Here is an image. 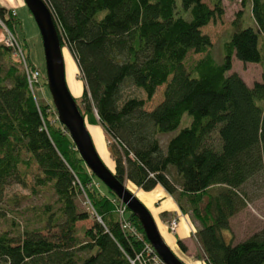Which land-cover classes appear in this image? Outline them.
I'll use <instances>...</instances> for the list:
<instances>
[{
  "label": "trees",
  "instance_id": "1",
  "mask_svg": "<svg viewBox=\"0 0 264 264\" xmlns=\"http://www.w3.org/2000/svg\"><path fill=\"white\" fill-rule=\"evenodd\" d=\"M210 1L213 8L205 0H45L62 47L83 74L76 100L79 105L82 98L88 126H103L112 138L116 170L108 167L123 183L146 192L160 185L183 213H191L207 264H264V229L236 244L224 235L245 208V182L264 171V72L262 82L251 87L229 73L234 57L264 67V0H241L251 3L256 28H243L239 13L222 63L203 34L225 14L222 0ZM0 20L13 33L19 26L17 15L1 6ZM191 52L203 57L186 67ZM28 64L36 68L29 55ZM56 113L29 85L12 47L0 42V201L11 181L24 180L21 166L35 162L41 172L37 183L53 184L62 204L58 217L46 209L44 227L18 238L1 233L0 264H162L130 211L139 229L137 234L123 229L122 202L96 186L98 178ZM187 113L192 124L162 142ZM82 192L94 213L79 211ZM2 212L0 207V218ZM92 214L94 225L81 242L77 223ZM178 242L186 252L185 242Z\"/></svg>",
  "mask_w": 264,
  "mask_h": 264
},
{
  "label": "rangeland",
  "instance_id": "2",
  "mask_svg": "<svg viewBox=\"0 0 264 264\" xmlns=\"http://www.w3.org/2000/svg\"><path fill=\"white\" fill-rule=\"evenodd\" d=\"M223 1V12L225 14L216 18L212 21L210 25L205 27L203 30L204 35H208L211 39L213 48L211 49V54L214 56L217 63H222L225 58L224 44L230 40V37L233 33L234 22L237 21L239 13L242 14L243 28H256V23L254 22L251 3L243 4L241 0H222ZM211 8L213 4L210 0H205ZM20 3V0H19ZM180 3V0H178ZM6 6V5H5ZM7 7L9 9L14 8L17 12V21H19V26L15 33L18 35L19 42L22 43V46L29 55L31 63H34L35 66L40 70L41 84H36V93L37 96L42 101H48L51 106H54L53 96L50 93L49 86L47 85V79H45L46 72V63H45V52L42 42L41 33L38 29L37 23L34 20L32 13L27 9L25 3L18 4L15 0L13 3ZM240 20V21H241ZM5 33L0 27V41H4ZM185 61L186 67H190L196 62V60L203 57L201 54H196L191 52ZM64 60L66 62V71H67V82L70 86L72 94L75 97L82 96L84 89V82L82 72H79V66L77 61L72 54V52L65 47L64 48ZM233 69L229 73H237L241 76L248 86H253L256 82H262L264 67L262 64L257 63H243L241 60H238L236 57L233 58ZM131 88H126V94H129ZM140 94V91H137ZM141 95L145 96L141 92ZM140 95V96H141ZM160 98H157L154 103L148 105L149 109H152L154 105L158 102ZM79 105L83 112H85V105L82 102V98L78 99ZM261 105L264 103L260 102ZM57 116V113H56ZM55 115L54 117L57 118ZM192 116L187 113L184 115L181 120V125L175 132H170L162 135V142L166 141L171 137L176 136L181 129L187 128L192 124ZM88 126V118H87ZM89 127V126H88ZM89 131L93 136L95 147L97 148L100 157L103 158L107 166L115 169V160L112 158L111 147H110V136H107L103 126L90 125ZM110 156V158H109ZM111 159L113 165L108 161ZM21 173L25 174L24 180L18 182L11 181L9 185L5 187L3 192V199L0 201V207L2 209L3 215L0 218V234L8 232L11 236L18 238L26 230L31 228H40L44 227L43 218L46 217L44 212L48 207H51V212L59 216L62 204L58 201L57 194L54 192L53 184H48L47 186H42L37 183V176L41 174L36 163L33 162L31 167L21 166ZM116 170V169H115ZM98 182V183H97ZM96 181V186L102 192V194H109L107 191L106 185L101 181ZM127 186L131 184L130 181H126ZM242 188L243 195L245 196V208L235 215L230 224V230H225L224 235L226 240L236 244L237 242L247 240L248 237L257 234L258 232L264 229V171L255 175L254 178L248 180ZM134 189H140L138 186L134 185ZM142 190V189H141ZM138 191V190H136ZM89 196L82 192L77 197L76 203L78 204L79 211H85L92 213V207L89 204ZM92 204V202H90ZM92 209V210H91ZM191 216V213H189ZM158 214V221L163 222L164 218ZM93 217L83 220L77 223V236L80 241L83 242L86 239L85 230L86 228L92 227L94 224L95 215ZM157 218V216H156ZM174 219V214H171L170 217H166L165 220L170 222L171 219ZM193 220V217H191ZM165 222V221H164ZM167 222V224H168ZM166 223V222H165ZM197 225V222H195ZM167 231L175 233L173 231L172 224L167 225ZM166 226V227H167ZM48 228H44V234L47 233ZM50 230L54 233L57 232V227H51ZM196 249L190 253L188 246L187 251L184 252L181 250L180 246L175 247V252L178 253L182 258H185V262L188 264H207L205 262V253L202 252L201 247L198 246L197 241Z\"/></svg>",
  "mask_w": 264,
  "mask_h": 264
},
{
  "label": "water",
  "instance_id": "3",
  "mask_svg": "<svg viewBox=\"0 0 264 264\" xmlns=\"http://www.w3.org/2000/svg\"><path fill=\"white\" fill-rule=\"evenodd\" d=\"M24 2L27 9L31 11L41 33L45 52L47 85L53 96L59 121L69 131L81 158L84 159L89 170L123 201L130 212L138 217L148 241L164 264H186L164 240L149 208L127 187L126 182L123 183L118 179L115 171L109 169L105 160L100 157L87 126V118L81 111L67 82L62 41L53 14L45 0H24Z\"/></svg>",
  "mask_w": 264,
  "mask_h": 264
},
{
  "label": "crops",
  "instance_id": "4",
  "mask_svg": "<svg viewBox=\"0 0 264 264\" xmlns=\"http://www.w3.org/2000/svg\"><path fill=\"white\" fill-rule=\"evenodd\" d=\"M15 1L18 4L24 3L23 0H20V3L19 0H15ZM11 3H13V0H0V6L6 8L7 10L14 9V8L11 9L7 8V7H13V6H8L9 4L11 5ZM0 27L3 30L1 24ZM109 158H108L109 163L113 165V162L111 160L112 158L110 160ZM129 187L133 190L135 195H137L138 198L142 200V202L146 205V207L149 208V210L152 212L155 221H157L159 231L162 233L164 240L174 250V252H175V247H179V242H178L179 240L185 242V244L188 246L190 253H192L196 249L197 246L194 240L197 241L195 234L198 231L197 230L199 227L198 222L194 219L192 220L190 214L183 213V211L179 208L177 201L170 194H168V192L164 188L158 185V187H156L154 190L146 192L143 189L141 190L138 188H136V190H138L136 191L134 189L135 187L133 183L130 184ZM159 213L162 215L163 213H167L166 217H170L171 214H174V216L180 220L179 227L176 230L177 232L173 234L172 232L167 231L168 228L167 225H169V222L166 221L162 215L161 216L164 218L163 222L158 221ZM195 222H197V225L195 224ZM197 243L198 246H200L198 241ZM177 255L185 262L184 257L182 258L178 253ZM195 264H199V263H195Z\"/></svg>",
  "mask_w": 264,
  "mask_h": 264
},
{
  "label": "built area",
  "instance_id": "5",
  "mask_svg": "<svg viewBox=\"0 0 264 264\" xmlns=\"http://www.w3.org/2000/svg\"><path fill=\"white\" fill-rule=\"evenodd\" d=\"M4 29H5V33H7V36L5 38V44H7V46L12 47L17 58L24 64L26 75H28L29 85H31L32 89H35V84L38 82V80L41 77L39 70L37 68L30 67V64H28L27 54L24 52V49L22 45L19 43L15 34L12 33L10 30H8L5 26ZM89 204L91 205L92 209H94L90 202ZM119 212H120V222L122 223L123 229L126 231L128 230L129 232H132L134 234H137L136 225L134 224V222H131L129 218H127V216H125L126 207L123 204H121ZM171 224H172L171 228L173 230H175L179 225L178 220H173Z\"/></svg>",
  "mask_w": 264,
  "mask_h": 264
},
{
  "label": "bare ground",
  "instance_id": "6",
  "mask_svg": "<svg viewBox=\"0 0 264 264\" xmlns=\"http://www.w3.org/2000/svg\"><path fill=\"white\" fill-rule=\"evenodd\" d=\"M64 62H65V60H64ZM66 73H67V71H66ZM92 136V135H91ZM93 137V136H92ZM110 169V168H109ZM130 188V187H129Z\"/></svg>",
  "mask_w": 264,
  "mask_h": 264
}]
</instances>
